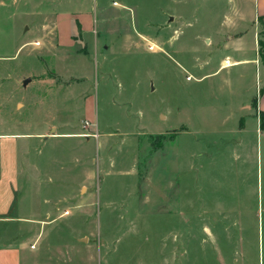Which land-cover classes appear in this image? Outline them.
Instances as JSON below:
<instances>
[{
    "label": "rangeland",
    "instance_id": "obj_1",
    "mask_svg": "<svg viewBox=\"0 0 264 264\" xmlns=\"http://www.w3.org/2000/svg\"><path fill=\"white\" fill-rule=\"evenodd\" d=\"M253 7V0H0V131L49 124L72 133L34 139L40 163L52 157L41 168L45 191L25 187L18 198V214L34 205L52 218L8 225L33 227L26 240L35 241L37 264H162L161 253L183 244L188 221L195 247L218 264L210 239L200 238L202 221L219 219L220 206L229 220H248V234L264 246V131L255 118L240 133L235 122L222 124L260 95ZM71 16L84 19L85 31L75 18L72 32ZM238 18L249 34L235 51L222 37ZM226 56L250 61L222 66ZM95 131L98 138L88 136ZM152 133H166L153 155ZM235 238L228 264L238 260Z\"/></svg>",
    "mask_w": 264,
    "mask_h": 264
},
{
    "label": "crops",
    "instance_id": "obj_2",
    "mask_svg": "<svg viewBox=\"0 0 264 264\" xmlns=\"http://www.w3.org/2000/svg\"><path fill=\"white\" fill-rule=\"evenodd\" d=\"M253 2L254 7L250 18L254 26L253 34L256 46V57L253 60L262 68L263 76L259 90L260 95L253 97L249 101L240 103L235 109L236 112L232 108V111L222 118L223 125H226L229 121L235 122L233 130L237 133L245 132L248 129V121L251 118L256 119L257 129L264 131L261 121V115L264 114V60L259 52V40L262 39L264 41V33L262 34L264 26L259 20L260 17H264V0H253ZM75 18L79 20L82 31H85L84 19L80 20L79 17L71 16L72 32L73 19ZM240 21H244V19H232L230 30L222 37L224 42L228 40L225 44L227 49L233 47L235 51H240L244 48V40L249 32L239 27ZM207 42L210 43L211 39L208 38ZM59 47H61L60 44ZM248 61L250 59L245 57L231 59L230 56H226L222 59V66L232 64L245 65ZM182 127L181 131L185 132L188 130L186 125H182ZM27 129L22 130L19 124H15L13 125V129L0 131V264H37L36 248L32 246L35 241L28 242L26 240L29 235L28 233L33 231V227L29 226L26 233L19 232L18 229L9 232L8 225L12 222L23 221L36 225L46 222L45 219L52 218L51 210L42 212L34 205L31 206V214L25 216L18 214L20 210L18 198L21 190L25 187L26 193H30L31 195L45 191L41 183V168H44L51 161L52 157L49 158L50 160L45 158L46 160L40 163V160L36 158L37 146L34 139H50L57 136L72 135V133L66 132L57 133V128H53L49 124L37 131H31L29 127ZM164 134L166 133H152L150 135L158 136ZM163 142L160 144L158 142L156 147L150 150V153L152 155L156 154L158 150L164 147ZM236 189V193H243L242 188ZM81 190L86 191V187L82 186ZM178 200L182 201L185 199L179 197ZM186 200L184 208L192 211L194 208L190 198ZM237 205L241 208L243 203L241 205L237 203ZM218 208L221 211V219H204L201 224L202 237L200 238L201 243L204 240H208V238L210 239L214 250L219 253L218 264H228L226 258L228 241L230 242L235 237L236 249L239 251V256H237L238 254L235 255L238 258L234 262L235 264H264V246L260 241L259 235L256 237L248 234V226L250 225L248 220L241 218L231 221L226 217L227 207L220 206ZM67 211L65 209L54 219L63 217L67 214ZM181 222L184 223V221ZM188 223V229L180 240L183 244L173 243L168 253H161L160 257L164 259L162 264H211L212 261L208 256L206 247L201 245L196 248L194 245L196 241H199L192 225L194 221L193 223L192 221H188ZM233 226L236 227L235 235L232 230Z\"/></svg>",
    "mask_w": 264,
    "mask_h": 264
},
{
    "label": "trees",
    "instance_id": "obj_3",
    "mask_svg": "<svg viewBox=\"0 0 264 264\" xmlns=\"http://www.w3.org/2000/svg\"><path fill=\"white\" fill-rule=\"evenodd\" d=\"M259 20L264 26V17H260ZM77 25L79 27V33H82V27L79 21H77ZM263 33H264V29L262 31V34ZM259 46H260L259 48L260 55L262 56L264 60V41L262 39L259 40ZM261 121H262V127H264V114L261 115ZM163 137H164L163 135L156 136L154 142H157V143L159 142L160 144L161 141L159 139H163ZM171 137H173V135Z\"/></svg>",
    "mask_w": 264,
    "mask_h": 264
},
{
    "label": "built area",
    "instance_id": "obj_4",
    "mask_svg": "<svg viewBox=\"0 0 264 264\" xmlns=\"http://www.w3.org/2000/svg\"><path fill=\"white\" fill-rule=\"evenodd\" d=\"M88 136H92V137L98 138L99 137V133H98V131H95V132L89 134ZM67 213H68V211H67ZM32 246L34 247L35 245L32 244Z\"/></svg>",
    "mask_w": 264,
    "mask_h": 264
}]
</instances>
